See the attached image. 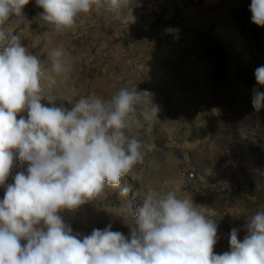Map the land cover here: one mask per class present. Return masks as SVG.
I'll list each match as a JSON object with an SVG mask.
<instances>
[{"label":"rangeland","instance_id":"374dc122","mask_svg":"<svg viewBox=\"0 0 264 264\" xmlns=\"http://www.w3.org/2000/svg\"><path fill=\"white\" fill-rule=\"evenodd\" d=\"M250 4L131 0L118 11L101 7L82 13L73 28L55 33L40 23L43 9L30 0L25 19L5 23L6 31L44 61L42 91L57 105L70 108L82 96L110 99L122 87H137L152 92L161 109L151 131L139 132L155 149L122 179L121 187L132 190L109 187L97 201L62 211L74 234L82 239L111 223L127 237L135 196L173 190L217 223L214 253L230 249L232 228L244 238L246 216L264 205V109L255 110L251 102L258 87L255 69L264 65V27L251 22ZM130 12L135 23H122ZM54 49L63 50L70 71L53 72L46 61ZM241 122L251 126L245 138L238 131ZM19 171L13 168L7 183ZM186 172H195L196 179L188 181Z\"/></svg>","mask_w":264,"mask_h":264},{"label":"clouds","instance_id":"9594fccd","mask_svg":"<svg viewBox=\"0 0 264 264\" xmlns=\"http://www.w3.org/2000/svg\"><path fill=\"white\" fill-rule=\"evenodd\" d=\"M29 2L0 0V264H264V205L246 216L244 238L232 228L230 249L216 254L217 223L173 190L135 196L127 237L111 223L82 239L74 234L62 211L97 201L109 187L132 190L128 184L121 187L122 179L155 149L139 132L151 131L161 109L152 92L137 87H122L110 99L82 96L70 108L45 96L44 61L3 27L11 17L25 19ZM130 2L35 0L43 9L40 23L55 33L73 28L94 8L118 11ZM249 11L251 22L264 27V0H251ZM121 22L130 25L135 17L130 12ZM46 62L57 74L70 71L62 49L52 50ZM254 75L258 87L251 102L259 111L264 109L259 90L264 65ZM250 129L241 122L238 131L245 138ZM17 166L21 171L7 183Z\"/></svg>","mask_w":264,"mask_h":264},{"label":"built area","instance_id":"2783aa9c","mask_svg":"<svg viewBox=\"0 0 264 264\" xmlns=\"http://www.w3.org/2000/svg\"><path fill=\"white\" fill-rule=\"evenodd\" d=\"M185 178L188 180V181H194L196 179V173L195 172H186L185 173Z\"/></svg>","mask_w":264,"mask_h":264}]
</instances>
